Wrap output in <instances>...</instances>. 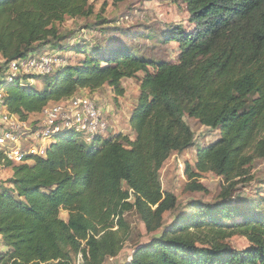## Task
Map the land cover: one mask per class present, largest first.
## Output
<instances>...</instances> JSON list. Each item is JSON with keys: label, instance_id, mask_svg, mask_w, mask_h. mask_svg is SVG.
<instances>
[{"label": "trees", "instance_id": "1", "mask_svg": "<svg viewBox=\"0 0 264 264\" xmlns=\"http://www.w3.org/2000/svg\"><path fill=\"white\" fill-rule=\"evenodd\" d=\"M92 1L0 0V76L10 62L47 47L83 56L51 75H19L8 83L2 76L5 105L22 120L86 89L109 86L121 96L123 79L145 74L130 116L134 139L109 127L88 142L66 130L48 144L46 156L20 164L0 150V164L13 171L0 186V264H76L79 256V264H105L125 247L131 210L147 233L162 232L138 244L126 264H264L263 197L234 192L241 179H257L252 167L264 160V0H181L193 26L168 24L154 32L161 57L112 26L99 28L103 36L116 31L103 42L63 45L71 36L59 25L92 16ZM35 79H42L41 89L31 84ZM186 115L220 132L213 143L197 145L194 165L186 164L189 188L205 190L196 180L205 172L227 186L214 203L190 202L164 228L178 197L163 189L161 169L173 153L196 145ZM235 236L249 245L235 248Z\"/></svg>", "mask_w": 264, "mask_h": 264}, {"label": "rangeland", "instance_id": "2", "mask_svg": "<svg viewBox=\"0 0 264 264\" xmlns=\"http://www.w3.org/2000/svg\"><path fill=\"white\" fill-rule=\"evenodd\" d=\"M92 5L94 7V13L89 18L67 17L66 20L59 25L63 33L67 36H71V38H66L64 41L62 40L61 43H63V45L77 44L80 41H82L81 44L85 45L90 42L89 40L103 42L108 36L114 35L116 32L114 31L115 28L119 27L126 29L130 34L133 33L136 35V37L122 35L124 40H133L132 42L136 46H142L147 54H151L150 49L155 48L154 54L157 57H161L165 56L163 44L159 43L158 40L161 39L159 35L154 32H160L165 29L168 24L183 23L187 28L193 26L189 21V13L187 12L186 5L181 0H93ZM99 18H104L107 23L97 26L96 23L99 22ZM89 24H91L92 27L90 29L85 28V26ZM102 26H112L114 30H108L107 34L103 36L99 31V28ZM45 50L52 53L54 51L51 47H47ZM86 50L87 53L90 52L89 48ZM61 52L62 53L57 51L68 63H75L78 59L83 58L82 54L75 59L76 57L74 58L72 52ZM36 53L37 52H31L30 56ZM3 61L4 59L0 56V66L3 64ZM144 75L143 72H140L136 78L123 79L121 86L124 89V93L118 97H115L113 89L109 86H105L94 93L86 89L83 90L82 94L96 100L100 107V99L98 100L96 96L100 97L101 100L104 99L110 106V112H114V114L119 117V119L117 118V120H119L117 124L122 129L124 127L122 125L127 123L126 119L130 116V112H132L137 105L141 79ZM2 76H6L4 70L2 71ZM2 76H0V82L2 81ZM42 82V79H35L31 84L41 89ZM120 113H122L123 116H120ZM121 119L123 120L121 121ZM107 121L110 125L109 131H115L116 128L111 121L108 119ZM185 121L191 126L195 133L196 145L182 153H173L161 169L163 189L175 193L178 197L177 207L167 212L164 216V228L171 226L179 215L187 212V207L190 202L200 200L204 203H214L223 186H227L223 178L216 173L205 172L201 173L196 179L203 184L205 190L195 191L189 188V184L192 182L185 173L186 164L189 162L194 165L197 156V145H208L213 143L220 137V132L203 126L197 119L190 118L187 115L185 116ZM134 138L135 137H133V139ZM12 173L13 171L10 166L0 164V186L1 184H6V180ZM252 174L255 175L257 179L249 182L241 179L235 187L234 192L235 194H241L244 198L247 196L256 197L257 195L263 197L261 208H264V160L256 161V164L252 167ZM68 216L69 214L67 211L63 210L61 212L62 218L67 220ZM125 216L132 226V232L129 233L124 249L118 256L109 258L105 264H126L134 248L138 244H147L154 235L156 236L162 232L159 230L155 234L147 233L145 225L135 210L127 212ZM230 242L235 248H246L249 245L248 240L242 236H235ZM79 257L76 264L80 263Z\"/></svg>", "mask_w": 264, "mask_h": 264}, {"label": "built area", "instance_id": "3", "mask_svg": "<svg viewBox=\"0 0 264 264\" xmlns=\"http://www.w3.org/2000/svg\"><path fill=\"white\" fill-rule=\"evenodd\" d=\"M73 55L77 59L81 54ZM67 63L59 53L41 50L10 62L6 81L12 82L19 75L51 74ZM5 97V90L0 87V150L6 160L16 164L30 157L46 156L48 144L58 133L75 131L92 142L97 136H105L110 127L104 110L96 100L84 94L53 103L29 120L10 112Z\"/></svg>", "mask_w": 264, "mask_h": 264}, {"label": "crops", "instance_id": "4", "mask_svg": "<svg viewBox=\"0 0 264 264\" xmlns=\"http://www.w3.org/2000/svg\"><path fill=\"white\" fill-rule=\"evenodd\" d=\"M95 92H97V91H95ZM113 96H114V95H113ZM96 97L98 98V100L100 99V105H101V108H103V110H104V112H105V115H106L107 119L110 120L111 123H112V124L114 125V127L116 128V130H115L113 133H118V132L130 133V135H131L132 137H134L133 134H132V132H131V126H130V116H131V113H132V112H130V116H128V119H126L127 123H125L124 125H122V126H124V127L121 129V128L118 126V124H117V122L119 121V120H117V118L119 119V117L116 116V114H114V112H110V111H111V110H110V106L107 104V102H105L104 99L101 100L100 97H98V96H96ZM115 97H118V96L115 95ZM120 114H121L120 116H123L122 113H120ZM35 116H38V115H34V117H35ZM32 118H33V115H32ZM122 120H123V119H121V121H122ZM0 249H3V246H2V245L0 246Z\"/></svg>", "mask_w": 264, "mask_h": 264}]
</instances>
